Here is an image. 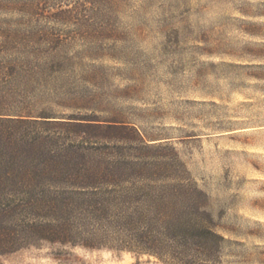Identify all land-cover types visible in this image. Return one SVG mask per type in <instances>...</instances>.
<instances>
[{
	"label": "rangeland",
	"instance_id": "1",
	"mask_svg": "<svg viewBox=\"0 0 264 264\" xmlns=\"http://www.w3.org/2000/svg\"><path fill=\"white\" fill-rule=\"evenodd\" d=\"M0 101L114 122L86 146L123 176L75 244L0 264L169 263L159 214L198 205L212 264H264V0H0Z\"/></svg>",
	"mask_w": 264,
	"mask_h": 264
},
{
	"label": "trees",
	"instance_id": "2",
	"mask_svg": "<svg viewBox=\"0 0 264 264\" xmlns=\"http://www.w3.org/2000/svg\"><path fill=\"white\" fill-rule=\"evenodd\" d=\"M64 66L65 59L50 62L54 72ZM54 105L65 110V102ZM7 106L0 101V255L40 241L75 244L79 233L73 224L110 214L111 197L117 194L113 188L123 177L86 146L91 135L115 124L96 116H65L64 111L36 112L30 103L28 110ZM187 191L196 201L203 196L193 187ZM201 209L198 205L193 217L161 211L163 236L172 245L159 253L150 244L143 252L160 261L167 254L165 264H212V247L222 238L209 228Z\"/></svg>",
	"mask_w": 264,
	"mask_h": 264
}]
</instances>
